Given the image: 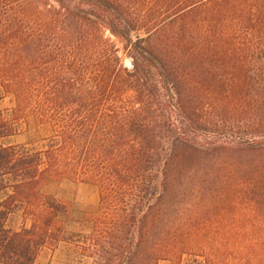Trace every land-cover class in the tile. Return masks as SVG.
Masks as SVG:
<instances>
[{"label":"trees","instance_id":"trees-1","mask_svg":"<svg viewBox=\"0 0 264 264\" xmlns=\"http://www.w3.org/2000/svg\"><path fill=\"white\" fill-rule=\"evenodd\" d=\"M6 99L0 264L59 243L90 264H264V0H0ZM28 119L41 148L12 141ZM63 180L98 189L87 235L43 192Z\"/></svg>","mask_w":264,"mask_h":264},{"label":"rangeland","instance_id":"rangeland-1","mask_svg":"<svg viewBox=\"0 0 264 264\" xmlns=\"http://www.w3.org/2000/svg\"><path fill=\"white\" fill-rule=\"evenodd\" d=\"M117 45L121 47L119 42ZM119 55L122 58V65L130 68V59L124 53L123 46ZM12 106L8 99L0 102V110H9ZM19 130L12 141L27 145L29 148H41L48 135V127H35L31 119L21 122ZM43 192L66 204L67 214L62 217V220L68 236L70 234L87 235L90 232L92 219L99 213L100 204L99 192L95 185L63 180L49 183L43 188ZM13 222L18 225L20 219L15 216ZM188 259L184 256L181 264H189ZM90 262L91 260L82 258L72 245L59 243L54 248L44 249L35 264H90ZM159 264L168 263L160 262Z\"/></svg>","mask_w":264,"mask_h":264}]
</instances>
